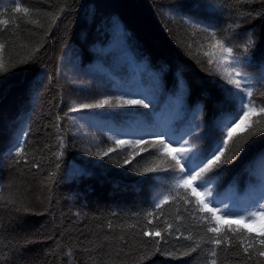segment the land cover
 <instances>
[{
  "label": "trees",
  "instance_id": "obj_1",
  "mask_svg": "<svg viewBox=\"0 0 264 264\" xmlns=\"http://www.w3.org/2000/svg\"><path fill=\"white\" fill-rule=\"evenodd\" d=\"M0 64V264H264V222L239 218L264 205V0H0ZM118 97L148 107L70 111ZM241 98L256 112L207 174L209 225L172 155L208 152ZM159 134L170 154L116 145Z\"/></svg>",
  "mask_w": 264,
  "mask_h": 264
},
{
  "label": "snow or ice",
  "instance_id": "obj_2",
  "mask_svg": "<svg viewBox=\"0 0 264 264\" xmlns=\"http://www.w3.org/2000/svg\"><path fill=\"white\" fill-rule=\"evenodd\" d=\"M18 11L20 9H17ZM25 13H27V9L23 10ZM55 22V21H53ZM215 36V34H213ZM216 45L221 48L223 52H226L229 56H232L233 49L229 47H225L224 43L220 40L216 41ZM3 65L0 64V71H5ZM236 75H240L239 72L236 73ZM228 83L234 85L237 89H241V91H246L247 96H252V89L249 87L247 89L242 88L241 82L239 80L231 79V73H229V79ZM125 105H141L145 108L148 107L147 104L144 103L141 99H123L122 97H118L116 99V103L113 104L110 99H102L97 101L96 103L91 104H81L77 107H74L70 109V111H80L81 109H95V108H103L105 106L108 107H123ZM247 109V111H245ZM243 113V116L240 115V113ZM256 108L252 106V101L249 100L247 103L243 101L241 98L238 108L234 113L231 114V116L226 119L219 127V138L215 144V146L210 147L208 152H200L197 154V150L193 147H182L176 155H172V160H174L176 163L173 166V170L177 172L178 179L176 182V185L174 186L173 191L177 193V195H180L181 198L184 200L185 204H191L192 200L190 197H195V204L198 206L200 211H204L205 209L211 213V218L205 217V219L208 220L209 225H211V219H219L217 217V210L215 208H210L209 205L213 203V192L212 187L210 184L211 177L208 176V173H211L214 171V169L219 168L224 163L231 162L226 156L225 151L229 144V141L233 139V137L236 135L234 128L231 125H235L237 122V118L240 120H244L250 116V114L255 113ZM260 113H264V108L259 109ZM225 131H227V136H224ZM19 143V142H18ZM185 144L188 142L185 141ZM124 144H134V145H148L153 148H157L159 151L165 152L166 154H170V142L166 141L164 139V136L162 134L157 135V138L153 142H149L143 139H138L135 141H127V140H116L117 147H120ZM242 148L243 145H240ZM21 148L17 147L16 151L17 154L21 152ZM114 149L109 148L107 152L100 153V155H108V152H112ZM141 151H147V148H142ZM238 154V151H237ZM234 158V157H233ZM194 161H198V163L195 164V167H189L190 164H192ZM125 163H128L126 160ZM198 169V170H197ZM157 169L150 168L146 171L154 172ZM183 188L184 192L183 194L179 193V189ZM175 196H172L171 193L169 195H165L159 203H156L155 207L157 209L161 208L162 205L167 204L170 200H175ZM151 215V213H149ZM239 218L241 220L248 219L251 223H256L257 221L264 222V205L257 204L254 209L249 210L248 216L245 217L243 214L239 215ZM255 218V219H254ZM177 219H180L177 217ZM172 225L169 224L168 228H171ZM231 230V229H230ZM209 232H216L219 233L221 231L218 227H208ZM155 235H159V232L154 233ZM261 236H264V224H262L261 228ZM186 239H191V237H185ZM211 243L219 246L221 245L222 241L219 238L211 240ZM262 245H264V239L260 241ZM195 249H193L194 251ZM245 252L248 251L247 248L244 249ZM156 251H161V249L158 247ZM186 253H181V255H185ZM213 256H215V252L211 253ZM170 255H175V253H170ZM261 256H264V252L260 253ZM145 257L141 256L140 259L143 260ZM213 264H215V261H213Z\"/></svg>",
  "mask_w": 264,
  "mask_h": 264
},
{
  "label": "rangeland",
  "instance_id": "obj_3",
  "mask_svg": "<svg viewBox=\"0 0 264 264\" xmlns=\"http://www.w3.org/2000/svg\"><path fill=\"white\" fill-rule=\"evenodd\" d=\"M230 73V71H229V68L228 67H226V66H223V71H217L216 72V75L220 78V80H221V82H222V84L225 86V87H228L230 84L228 83V75H226V74H229ZM226 85H228V86H226ZM232 85V84H231ZM230 85V86H231ZM240 115L241 116H243V114H241L240 113ZM250 118H251V115L248 117V118H246V119H244V120H240L239 118H237V122H236V124L235 125H233V128H239V129H243L248 123H249V121H250ZM212 134V133H211ZM211 134H210V137L208 136L209 135V133L207 134V135H205L204 136V138H202V140L203 139H207V137H208V139H210L211 138ZM202 142V141H201ZM203 145L202 146H206L207 144H208V140L206 141V142H204V143H202Z\"/></svg>",
  "mask_w": 264,
  "mask_h": 264
}]
</instances>
